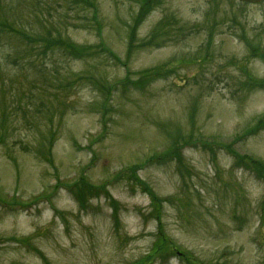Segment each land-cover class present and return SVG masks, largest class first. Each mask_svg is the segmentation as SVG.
Instances as JSON below:
<instances>
[{"label":"rangeland","instance_id":"1","mask_svg":"<svg viewBox=\"0 0 264 264\" xmlns=\"http://www.w3.org/2000/svg\"><path fill=\"white\" fill-rule=\"evenodd\" d=\"M89 1L100 35L82 0H0V264H132L159 236L155 216L197 262L264 264V170L233 155L264 166V0ZM142 6L136 45L163 19L177 32L127 67L99 52L50 56L10 31L99 45L123 62ZM162 64L173 74L142 91L117 87L102 109L90 79L108 86ZM174 141L175 156L149 163ZM81 177L87 188L65 190ZM154 264L185 263L171 250Z\"/></svg>","mask_w":264,"mask_h":264},{"label":"trees","instance_id":"2","mask_svg":"<svg viewBox=\"0 0 264 264\" xmlns=\"http://www.w3.org/2000/svg\"><path fill=\"white\" fill-rule=\"evenodd\" d=\"M145 1H147V0H145ZM82 2L85 5L88 4L89 8H92L93 4L89 0H82ZM148 9L144 10V7L142 6L140 14H138V16H136L133 24L129 27L130 32H129V36H128L126 56L124 57L123 62L112 51H110L104 47L102 48L99 45H97L95 47H86L83 45H77V44H74V43H72L66 39H62V38L53 39L51 37V33L49 36H43L42 34H40L38 32L37 34H35L34 38H32L29 35H27L22 29H20L19 25H18L17 29H12L10 31L12 33H14V35L18 34L22 40L29 42L31 45L41 44L47 48L53 47V49L51 51H49L50 56H54L56 53H58L62 57H63V55H66L67 57H70V59L74 58L76 60H83V59H86L87 57H89L91 55H96L99 52V53H102L103 55H107L110 59H113V61H115L116 63L121 64L122 67H127L128 63L130 61V58L132 57L134 51H136L140 48H145L147 45L154 47V48H161V47L166 45V43H163L162 41L171 39L172 34H175L177 32L176 29L172 28V27L176 26L175 20H173L170 23L168 21L164 22L165 19H163V21H161L159 28L156 29V31H155L157 33V35L153 34L148 39V41L145 40L144 42H140L139 44L136 45L135 44L136 28L141 24V22L145 18L146 12L148 11ZM40 11L41 12L44 11V6H41L40 10H38L37 12L41 13ZM24 24H28V23H23L22 25H24ZM167 24H169L171 28L168 27ZM4 26L5 25L3 24L2 27H4ZM167 28H170V29H167ZM3 35H4V42L6 44H9L6 35L5 34H3ZM12 48H13L14 53L16 54L15 56H18L16 48L13 45H12ZM32 50H33V47H30L29 51H32ZM40 54H44V52H41ZM17 60H18V57H15L14 58V64L16 66L19 63ZM171 73H173L172 69L169 68V66L162 64V65L153 66L151 68H146V69H143L140 71L131 72L130 74L127 73L123 79L117 80L113 84L108 85V86L102 85L103 83H101L98 79H95V78L90 79V82L92 84H94V86L96 84L100 85V86H95V87L99 90H102V93L104 96L103 97V105H104L110 101L111 97L113 96L115 89L117 91V87H118V89H121L123 91H126L129 88H132V89L138 90V91H142L152 81L157 80V79L166 78ZM72 76H74L77 80L80 79V77L76 74H73ZM4 80H5V77L0 74V81H4ZM0 91L3 92V89H0ZM1 98L2 97H0V99ZM1 124H3V122H1ZM176 141H179V140H176ZM176 141H174L173 145L171 146V148H169V150L166 154L163 153L162 155H159L153 159H150L149 161L151 162L154 159L157 161H160V160H163L164 158H170L171 156H175L176 152L178 150L176 147H174V144L176 143ZM254 164L256 167H258L260 169L261 173H263L262 170H264V166L259 164V163H254ZM80 184L85 186V188H87L86 185H84L82 183H80ZM141 185H142V183H141ZM141 188L148 193L151 204L153 205L154 208L156 206H160L162 208L161 205H163L162 204L163 200H161L160 198H157L153 194V192L150 191V189L148 187L145 188L142 185ZM72 190H74V189H72ZM79 192H80V190H79ZM79 192L74 193L75 194L74 196L76 197L78 202H80V197L83 196L82 195L83 192H82V194ZM89 192L93 193L92 191H89ZM154 219L157 222V228L159 229V231H158L159 236L157 237V240H156L155 244L153 245V247L150 249V251L147 252L140 259L134 261L132 264H154L155 262H157L159 260L165 261L168 258V256L170 255L171 250H172L173 254L175 252L176 255L180 256L185 264H203V263L197 262L191 255H188L187 253L181 252L180 250H178L175 247V245L173 244V242L164 235L162 228H161V224H160L161 222H160L159 218L157 216H155Z\"/></svg>","mask_w":264,"mask_h":264},{"label":"water","instance_id":"3","mask_svg":"<svg viewBox=\"0 0 264 264\" xmlns=\"http://www.w3.org/2000/svg\"><path fill=\"white\" fill-rule=\"evenodd\" d=\"M242 1H246V2L255 3V2H258V1H260V0H242Z\"/></svg>","mask_w":264,"mask_h":264}]
</instances>
